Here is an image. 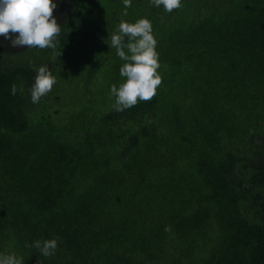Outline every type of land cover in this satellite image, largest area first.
I'll use <instances>...</instances> for the list:
<instances>
[{
  "label": "trees",
  "instance_id": "16d2710c",
  "mask_svg": "<svg viewBox=\"0 0 264 264\" xmlns=\"http://www.w3.org/2000/svg\"><path fill=\"white\" fill-rule=\"evenodd\" d=\"M55 2V49L17 51L0 37V253L24 264H264V0H182L170 13L149 0ZM140 17L162 83L116 111L124 61L110 36ZM42 65L56 84L33 104ZM53 237L51 256L32 246Z\"/></svg>",
  "mask_w": 264,
  "mask_h": 264
},
{
  "label": "clouds",
  "instance_id": "9594fccd",
  "mask_svg": "<svg viewBox=\"0 0 264 264\" xmlns=\"http://www.w3.org/2000/svg\"><path fill=\"white\" fill-rule=\"evenodd\" d=\"M157 8L172 12L182 6V0H149ZM132 0H123L125 9ZM57 7L55 0H0V37L8 40L12 47L55 49L61 25L53 15ZM125 15L127 13L125 12ZM14 34V35H13ZM157 39L153 34L150 19L140 17L133 22L121 20L117 31L110 36V47L124 61L120 66L123 82L112 85L111 93L115 97L116 111L135 106L139 101L151 100L162 83ZM36 75L29 92L31 102L38 104L42 97L52 91L56 77L47 65L35 69ZM17 86L11 87L15 95ZM168 230V229H166ZM40 253L51 256L58 247L57 238L38 239L33 245ZM22 257L15 253H0V264H24Z\"/></svg>",
  "mask_w": 264,
  "mask_h": 264
},
{
  "label": "rangeland",
  "instance_id": "374dc122",
  "mask_svg": "<svg viewBox=\"0 0 264 264\" xmlns=\"http://www.w3.org/2000/svg\"><path fill=\"white\" fill-rule=\"evenodd\" d=\"M61 14H59V13H54V16L55 17H58V16H60ZM1 47V46H0ZM25 48H27V46H23V47H17V51H20V50H24ZM104 82H105V80H104ZM66 86H68V85H66Z\"/></svg>",
  "mask_w": 264,
  "mask_h": 264
}]
</instances>
